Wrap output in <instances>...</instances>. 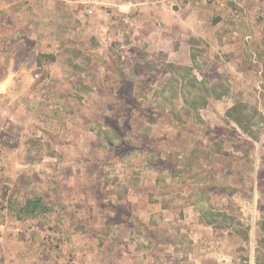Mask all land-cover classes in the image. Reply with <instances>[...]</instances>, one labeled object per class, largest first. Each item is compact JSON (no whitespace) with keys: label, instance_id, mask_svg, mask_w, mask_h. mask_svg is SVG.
Here are the masks:
<instances>
[{"label":"rangeland","instance_id":"1","mask_svg":"<svg viewBox=\"0 0 264 264\" xmlns=\"http://www.w3.org/2000/svg\"><path fill=\"white\" fill-rule=\"evenodd\" d=\"M261 1L0 0V264H264Z\"/></svg>","mask_w":264,"mask_h":264},{"label":"crops","instance_id":"2","mask_svg":"<svg viewBox=\"0 0 264 264\" xmlns=\"http://www.w3.org/2000/svg\"><path fill=\"white\" fill-rule=\"evenodd\" d=\"M258 6L257 9L259 12L256 13V16L255 14L253 16L246 7L241 4L243 17L241 15L240 18L244 20V24H242L243 29L241 28L243 31L241 34H243L244 37L242 39H244V43H246H243V45H246V48L248 47V59L251 60L255 67L254 72L256 70V74L262 76L264 73V0H262ZM227 51L228 50H225V52ZM236 66L239 67L237 63ZM241 67H243L242 64ZM241 72L242 70H236V73L242 74ZM263 81L264 78L258 79V82H255V86L259 89L263 88Z\"/></svg>","mask_w":264,"mask_h":264},{"label":"built area","instance_id":"3","mask_svg":"<svg viewBox=\"0 0 264 264\" xmlns=\"http://www.w3.org/2000/svg\"><path fill=\"white\" fill-rule=\"evenodd\" d=\"M211 1V0H208ZM233 18H240L241 17V9L239 7H235L230 11Z\"/></svg>","mask_w":264,"mask_h":264}]
</instances>
